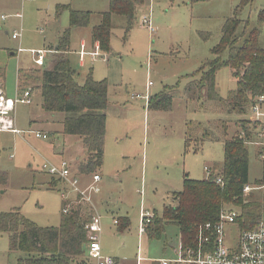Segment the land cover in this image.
<instances>
[{"label":"rangeland","instance_id":"obj_1","mask_svg":"<svg viewBox=\"0 0 264 264\" xmlns=\"http://www.w3.org/2000/svg\"><path fill=\"white\" fill-rule=\"evenodd\" d=\"M238 2L146 0L137 9L135 22L127 34L124 20L113 18L111 52L100 51L94 62L85 56L81 65L78 57L81 42L86 43L84 50L88 53L95 48L90 44L91 28L98 22L96 14L108 11V0H0V99L11 98L13 102L22 99L24 91L18 89L17 70L36 68L32 51H50L46 69L52 65L55 46L69 25L68 11L61 10L58 14V6L69 5L73 10L93 13L87 28L71 32L68 58L80 84L91 73L95 81L106 80L108 86L104 161L96 171L101 175V191L92 195V201L102 219L101 252L117 259L119 264H137L138 259L149 264L148 261L174 256L180 246L178 228L167 225L160 239H150L140 231L141 216L149 213L151 220L162 218L164 208L173 205L172 194L182 190L184 175L203 180L207 177L205 169L220 170L224 139L243 140L247 138L246 127L252 132L256 126L253 115L250 118V114L217 113L215 104L186 102L184 96L190 76L198 79L199 69L205 71L206 63L214 59L211 49L218 44L224 20L232 16ZM262 10L264 0H253L240 17L254 26ZM14 33L21 37L13 40ZM260 40L264 46V25ZM10 52L16 56L9 57ZM234 81L228 68L216 73L220 97L226 99L236 88ZM166 87L177 90L172 92L176 94L172 109L148 111L149 96ZM31 89V86L25 89L31 92V104L15 102L7 116L19 133L0 132V174L6 176V184L0 187V213L19 210L39 227H58L62 201L72 202L76 194L68 190L64 180L43 171L42 166L58 167L65 161L74 173L75 160L85 159L84 149L78 137L62 134L65 114H45L39 92ZM190 122L207 128L215 141L198 145V134L185 148V130ZM35 133L48 138H36ZM250 141L253 137L246 140L247 147ZM262 171V162L249 147L250 181L261 178ZM88 179H82L83 187ZM62 193L67 194L63 200ZM89 210L92 211L90 207ZM114 220L129 225L118 232ZM8 243V235L0 234V264H18V259L24 257L10 253Z\"/></svg>","mask_w":264,"mask_h":264},{"label":"trees","instance_id":"obj_2","mask_svg":"<svg viewBox=\"0 0 264 264\" xmlns=\"http://www.w3.org/2000/svg\"><path fill=\"white\" fill-rule=\"evenodd\" d=\"M252 2L239 0L232 16L224 20L219 42L211 49L214 59L206 63L205 71L199 69L198 79L190 76L184 88L186 102H210L215 104L214 111L217 113L244 115L249 114V107L259 97H264V46L260 40L264 10L259 12L254 26L240 17ZM144 4L146 0H108V11L96 14L98 22L91 28V46L98 44L101 52L109 54L113 18L124 20L127 34L135 22L137 9ZM61 10L68 11L69 25L59 37L51 67L46 69L45 62L41 68L18 70V89L25 91L26 87L31 86V90L39 92L44 113L65 114L62 134L78 137L85 155L82 162L77 161L75 176L90 178L102 167L104 161L108 86L106 80L95 81L91 73L80 84L78 73L71 67L68 58L71 32L87 28L93 13L73 10L69 5L58 6V14ZM222 68L231 70L236 84L226 99L216 91V73ZM173 91L177 90L166 87L161 93L149 96L147 110L170 111L176 95ZM221 127L225 131L224 125ZM250 130V127H246L247 138L243 140L239 137L224 139V161L220 170L208 168L207 177L203 180H194L184 175L182 190L171 196L173 205L164 208L162 218L155 217L145 226L144 233L148 238L160 239L165 226L173 224L180 232V247H193L199 228L207 223H216L225 206H233L238 210L237 222L241 229H254L263 222L264 191L261 194L257 190H251L248 194L243 192L246 186L255 189L264 185L263 163L261 178L253 182L249 179V147L255 150L257 158L262 162L258 157L259 150L249 145V142V147L246 146V140L256 135L258 125L254 126L252 132ZM198 134V145L215 141L207 128L190 122L185 130V148L190 146ZM198 145L195 151L199 149ZM5 184L6 176L0 174V187ZM49 189H53L52 185H49ZM73 201H62L58 227H39L26 219L19 210L0 213V234L8 235L9 252L20 253L24 257L18 259V264L89 263L84 227L92 211L87 205L79 203L77 197ZM66 207L68 212L64 213ZM128 225L119 224L117 220L118 232Z\"/></svg>","mask_w":264,"mask_h":264},{"label":"built area","instance_id":"obj_3","mask_svg":"<svg viewBox=\"0 0 264 264\" xmlns=\"http://www.w3.org/2000/svg\"><path fill=\"white\" fill-rule=\"evenodd\" d=\"M20 19L21 16L17 15ZM142 22L148 24L147 21ZM21 35L14 33L12 39L16 40ZM92 52L88 53L84 50L85 46H80L79 60L82 62L85 56H89L94 62L100 57L99 45L95 44ZM50 52L45 50L32 51L34 57L33 63L36 68H41L45 64L46 55ZM150 85V84H149ZM30 90L22 93V99H16L26 105L31 104ZM3 104L0 106V132L14 130L11 119L5 117L12 111L15 102L12 100L0 99ZM4 105V106H2ZM250 118L253 115V124L258 125V130L253 141L249 145L259 150V158L264 164V97H259L256 102L249 107ZM255 121V122H254ZM36 138L47 139V135L35 133ZM42 170L50 175H55L64 180L68 186V190L74 192L79 199V203L88 205L92 209V215L85 224L86 231V252L93 264H116L111 257L104 256L101 252L99 237L101 234V217L94 209L92 195H99L101 191V176L94 174L84 187L81 185L82 178L75 176L68 164L63 161L58 167L51 164L43 165ZM207 170V169H205ZM219 182V181H218ZM251 190L264 191V185L252 189L246 186L243 190L244 194H248ZM66 193H62V199L66 198ZM74 203V201L69 202ZM68 212V207L64 213ZM239 212L233 206H225L219 213L216 223H207L201 226L195 238L193 247L179 248L174 251L171 258L160 259L157 261H149L150 264H264V221L256 228L245 230L238 225ZM142 227L140 231L145 232V226L150 223L151 214L146 213L141 216ZM114 225L117 221L114 220ZM144 260L138 259L137 264H141Z\"/></svg>","mask_w":264,"mask_h":264},{"label":"crops","instance_id":"obj_4","mask_svg":"<svg viewBox=\"0 0 264 264\" xmlns=\"http://www.w3.org/2000/svg\"><path fill=\"white\" fill-rule=\"evenodd\" d=\"M34 1V0H33ZM36 1V0H35ZM21 19V18H20ZM17 40V39H16ZM81 45H84L85 46V48H86V50H87V45H86V43L84 42V41H82L81 42ZM80 45V46H81ZM55 48H56V46H55ZM43 50H45V51H48L47 49H43ZM48 52H50V51H48ZM55 52H56V49H55ZM48 55H50V53L49 54H47V56H46V59H45V62H47L48 63ZM16 56V53L15 52H10V54H9V57H15ZM78 57H79V55H78ZM79 62H80V64L81 65H83V63H84V60L81 62L80 60H79ZM47 63H46V65H47ZM18 71V70H17ZM4 92H5V87H4ZM4 101L5 100H11V98H4L3 99ZM13 101V100H12ZM13 108H14V105H13ZM13 110V109H12ZM11 113V112H10ZM9 113V114H10ZM46 114V113H45ZM49 115V114H48ZM7 117V116H6ZM51 117H53V116H51ZM7 119H9L8 117H7ZM12 125H13V128H14V124H13V122H12ZM15 130V129H14ZM17 131V130H16ZM2 132V131H1ZM15 133V132H14ZM19 133V132H18ZM75 161H78V159H76ZM101 176V175H100ZM82 179H84L83 177H81ZM90 180V178L88 179V180H86L85 181V183H87L88 181ZM101 182H102V179H101ZM101 182H100V184H101ZM101 187V186H100ZM94 203V202H93ZM96 210V209H95ZM97 211V210H96ZM100 216V215H99ZM101 217V216H100ZM102 220V219H101ZM114 222V221H113ZM113 225H114V223H113ZM114 260H115V262H116V264H119V262H118V260L117 259H115V258H113ZM144 261L142 262V263H144V262H146L145 261V259H143ZM91 263H93L92 261H90ZM149 262V261H148ZM141 263V264H142ZM150 264V263H149Z\"/></svg>","mask_w":264,"mask_h":264},{"label":"bare ground","instance_id":"obj_5","mask_svg":"<svg viewBox=\"0 0 264 264\" xmlns=\"http://www.w3.org/2000/svg\"><path fill=\"white\" fill-rule=\"evenodd\" d=\"M1 106V105H0Z\"/></svg>","mask_w":264,"mask_h":264},{"label":"water","instance_id":"obj_6","mask_svg":"<svg viewBox=\"0 0 264 264\" xmlns=\"http://www.w3.org/2000/svg\"><path fill=\"white\" fill-rule=\"evenodd\" d=\"M56 49V48H55Z\"/></svg>","mask_w":264,"mask_h":264}]
</instances>
